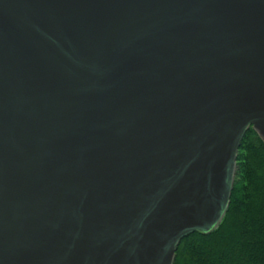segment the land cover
Segmentation results:
<instances>
[{
	"label": "water",
	"instance_id": "1",
	"mask_svg": "<svg viewBox=\"0 0 264 264\" xmlns=\"http://www.w3.org/2000/svg\"><path fill=\"white\" fill-rule=\"evenodd\" d=\"M264 142V0H0V264H175Z\"/></svg>",
	"mask_w": 264,
	"mask_h": 264
},
{
	"label": "trees",
	"instance_id": "2",
	"mask_svg": "<svg viewBox=\"0 0 264 264\" xmlns=\"http://www.w3.org/2000/svg\"><path fill=\"white\" fill-rule=\"evenodd\" d=\"M175 264H264V142L250 129L241 145L228 211L209 234L179 245Z\"/></svg>",
	"mask_w": 264,
	"mask_h": 264
},
{
	"label": "rangeland",
	"instance_id": "3",
	"mask_svg": "<svg viewBox=\"0 0 264 264\" xmlns=\"http://www.w3.org/2000/svg\"><path fill=\"white\" fill-rule=\"evenodd\" d=\"M236 184V183H235ZM235 188V187H234Z\"/></svg>",
	"mask_w": 264,
	"mask_h": 264
}]
</instances>
